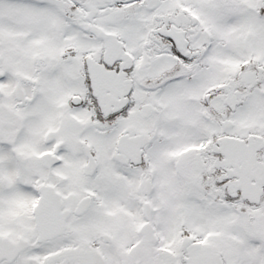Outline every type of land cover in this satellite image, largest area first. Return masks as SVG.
Instances as JSON below:
<instances>
[{
    "label": "snow or ice",
    "instance_id": "6c2138e0",
    "mask_svg": "<svg viewBox=\"0 0 264 264\" xmlns=\"http://www.w3.org/2000/svg\"><path fill=\"white\" fill-rule=\"evenodd\" d=\"M0 264H264V0H0Z\"/></svg>",
    "mask_w": 264,
    "mask_h": 264
}]
</instances>
